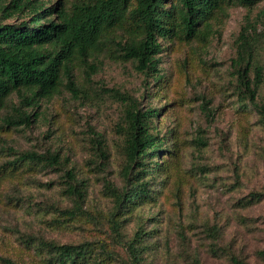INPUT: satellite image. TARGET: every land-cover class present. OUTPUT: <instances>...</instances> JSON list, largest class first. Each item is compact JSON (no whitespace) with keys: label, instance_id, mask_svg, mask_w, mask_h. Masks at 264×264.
Wrapping results in <instances>:
<instances>
[{"label":"rangeland","instance_id":"obj_1","mask_svg":"<svg viewBox=\"0 0 264 264\" xmlns=\"http://www.w3.org/2000/svg\"><path fill=\"white\" fill-rule=\"evenodd\" d=\"M40 1L51 6L58 0ZM84 1L63 0L68 7ZM244 28L264 68V0L252 7L226 0L198 37L185 39L176 31L161 41L160 86L120 58L113 41L122 31L115 30L91 61L99 71L90 80L75 65L80 97L62 87L40 102L30 128L7 130L2 119L19 104L13 94L0 112V259L51 264L42 242L89 243L99 258L111 254L104 264H135L127 246L139 232L140 264H232L233 255L264 264V124L242 98L232 68ZM111 89L136 100L141 110L160 109L151 131L166 136L153 162L159 166L151 198L122 212L115 190L125 186L130 101ZM257 102H264V83ZM92 131L102 136L106 157ZM25 152L57 154L61 163L9 166ZM69 170L84 181L82 201L67 192Z\"/></svg>","mask_w":264,"mask_h":264},{"label":"trees","instance_id":"obj_2","mask_svg":"<svg viewBox=\"0 0 264 264\" xmlns=\"http://www.w3.org/2000/svg\"><path fill=\"white\" fill-rule=\"evenodd\" d=\"M226 0H86L69 7L58 0L48 6L40 0H0L2 20L20 18L17 23L0 21V112L8 107L9 99L17 94L19 104L2 119L9 129L30 128L39 118L36 109L40 102L54 97L62 87L73 97H80L74 69L83 68L87 80L99 71L93 62L96 53L111 43L110 33L121 30L120 39L113 41L123 61H133L146 79L152 78L160 86V57L164 51L162 40L176 31L185 39L198 37L199 28L208 26L214 14ZM244 6H254L260 0H236ZM245 28L239 36L236 57L232 59L237 86L242 98L255 108L264 124V102L258 103L264 83V68L256 63V45ZM121 38H124L121 40ZM124 102L125 110V186L115 190L118 209L128 210L151 198L150 185L158 175L155 159L164 151L166 136L151 131L152 120L160 109L141 110L136 100L127 99L119 91L108 90ZM96 149L106 157L102 136L92 131ZM28 162L31 166H56L57 154L25 152L9 163L12 168ZM105 167L101 164L100 168ZM67 192L78 201L85 198V184L79 182L73 170L67 172ZM107 188L112 185L107 183ZM72 216L76 213L67 212ZM144 234L136 233L127 249L135 264H140V244ZM51 255V264H104L109 252L99 254L89 243L58 245L40 244ZM100 254V255H101ZM264 255V252L261 253ZM3 264H16L1 258ZM232 264H246L237 256Z\"/></svg>","mask_w":264,"mask_h":264}]
</instances>
